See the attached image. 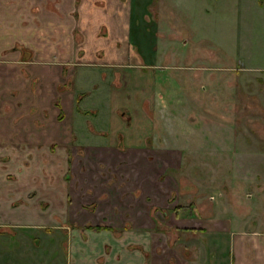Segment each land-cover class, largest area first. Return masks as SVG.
Wrapping results in <instances>:
<instances>
[{
	"label": "crops",
	"instance_id": "1",
	"mask_svg": "<svg viewBox=\"0 0 264 264\" xmlns=\"http://www.w3.org/2000/svg\"><path fill=\"white\" fill-rule=\"evenodd\" d=\"M148 5L149 0H0V228H46L50 218L42 210L65 212L73 219L76 202L96 207L92 213L74 214L90 223L83 228L114 231L112 222L127 218L124 202L116 197L132 192L116 182L106 189L96 178L101 177L100 166L125 182L134 171L147 177L149 156L153 159L157 150V142L148 144L151 114L163 91L155 70L166 67L159 63L165 52L158 46V33L149 27ZM89 178L94 188L84 185ZM76 193L84 198L74 202ZM190 203L187 208L199 206ZM184 209L180 205L172 215ZM107 213H114L112 219ZM101 219L109 224L101 225ZM193 221L183 227L197 232L216 225L226 232L210 244L225 246L223 263L264 264L256 252L252 261L241 257L243 247H264L260 232L251 237L244 226L239 229L230 221L224 222L226 227ZM91 240L92 245L79 243L74 249L76 264H119ZM115 250L127 255L116 245Z\"/></svg>",
	"mask_w": 264,
	"mask_h": 264
},
{
	"label": "rangeland",
	"instance_id": "2",
	"mask_svg": "<svg viewBox=\"0 0 264 264\" xmlns=\"http://www.w3.org/2000/svg\"><path fill=\"white\" fill-rule=\"evenodd\" d=\"M146 12L165 52L159 63L166 68L155 70L163 91L151 114L148 141L157 142V150L153 159L149 156L147 177L134 171L125 182L100 166L96 178L106 189L116 182L132 192L131 198L116 197L129 212L119 217L127 218L111 221L114 231L83 228L90 223L74 214L92 213L96 207L93 202L80 205L76 201L84 197L76 193L73 219L65 212L42 210L50 218L46 228H0L6 255L0 264H43L46 258L49 264H69L70 259L76 264L74 249L79 243L92 245L91 236L119 264H138L135 256L143 260L140 264H225V246L210 245L216 236H226L224 230L209 225L196 232L183 226L193 220L230 221L239 229L244 226L247 236H264V0H149ZM93 184L92 178L84 181L88 189ZM189 203H199L200 210L187 208ZM180 205L186 209L174 217ZM112 215L107 213L110 219ZM104 223L109 220L101 219ZM115 245L127 255L119 256ZM246 247L241 257L252 261L256 252L262 263L264 247Z\"/></svg>",
	"mask_w": 264,
	"mask_h": 264
}]
</instances>
